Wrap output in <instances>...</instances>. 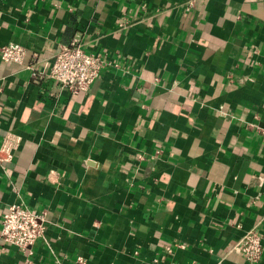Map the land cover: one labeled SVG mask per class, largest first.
<instances>
[{
	"label": "crops",
	"instance_id": "1",
	"mask_svg": "<svg viewBox=\"0 0 264 264\" xmlns=\"http://www.w3.org/2000/svg\"><path fill=\"white\" fill-rule=\"evenodd\" d=\"M0 0V222L44 216L0 264H264V0ZM105 60L88 91L33 81L60 46ZM30 253V254H29Z\"/></svg>",
	"mask_w": 264,
	"mask_h": 264
},
{
	"label": "built area",
	"instance_id": "2",
	"mask_svg": "<svg viewBox=\"0 0 264 264\" xmlns=\"http://www.w3.org/2000/svg\"><path fill=\"white\" fill-rule=\"evenodd\" d=\"M196 0H186L183 8L190 12ZM26 50L19 44H8L0 48L2 63L23 66ZM106 62L101 57L84 52L75 42L60 46L54 54L51 64L40 71L32 70L33 81L46 80L57 86L60 91L77 95L88 91L92 83L105 68ZM264 138V127L260 130ZM21 137L8 132L0 146V163L9 162L21 145ZM44 239V216L29 211L23 205H9L0 222V243L5 247H14L21 251H30L37 241ZM234 253L245 262L256 264L262 254L261 237L256 228L246 231L232 247ZM30 254V253H29ZM83 263V259H77ZM24 264H29L28 262Z\"/></svg>",
	"mask_w": 264,
	"mask_h": 264
}]
</instances>
